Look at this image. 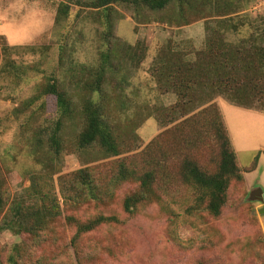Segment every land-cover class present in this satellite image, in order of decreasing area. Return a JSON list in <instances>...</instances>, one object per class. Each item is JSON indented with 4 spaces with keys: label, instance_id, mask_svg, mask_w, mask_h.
<instances>
[{
    "label": "rangeland",
    "instance_id": "1",
    "mask_svg": "<svg viewBox=\"0 0 264 264\" xmlns=\"http://www.w3.org/2000/svg\"><path fill=\"white\" fill-rule=\"evenodd\" d=\"M66 1L0 0L1 207L5 211L25 198L32 184L36 190H50L49 197H56L62 206L58 177L84 168L109 193L103 204L88 202L77 210L63 207L60 218L34 242L24 264L36 260L55 264H264V234L255 225L256 196L244 184H232L220 217L202 211L186 215L192 191L179 174L184 159L213 171L215 141L208 125L197 118L204 102L233 101L240 108L264 113V60L252 57L263 67L251 76L254 90L248 88L249 81L240 84L248 74L239 72L236 85L224 95H205L204 88L188 91L190 105L178 102L166 78L155 72L159 58L165 64L206 60L202 53L212 37L226 45L224 50L239 49L244 59L264 48V0H186L182 15L191 22L187 26L180 24L175 2L159 12L114 4L107 43L101 11L73 0L67 3L66 16L56 15L59 3ZM108 51L112 54L101 95L82 89L92 82L90 72ZM49 83H57L76 110L89 97L101 103L104 118L118 137L117 156H106L96 147L75 153L72 144L82 129L77 116L63 125L59 136L65 151L56 160L47 144L57 118L56 101L42 93ZM31 99L35 102L30 103ZM240 162L247 166L250 158L240 155ZM120 165L138 174L154 169L160 177L153 185L159 203L142 205L132 216L125 214L122 202L138 190V183H112ZM257 178H247V186ZM98 215L115 216L120 223L103 225L85 235L78 263L69 246L73 232L64 218L73 216L85 222ZM18 243L31 245L25 235L0 233V264H11L10 248Z\"/></svg>",
    "mask_w": 264,
    "mask_h": 264
},
{
    "label": "trees",
    "instance_id": "2",
    "mask_svg": "<svg viewBox=\"0 0 264 264\" xmlns=\"http://www.w3.org/2000/svg\"><path fill=\"white\" fill-rule=\"evenodd\" d=\"M73 0L59 3L56 15L66 16L68 14V4ZM77 5H85L89 9L97 12L101 11L105 16V20H100L101 24H105V43L110 35L109 12L114 4H127L132 9H146L150 12H159L164 10L169 4L175 2L178 5L180 13V24L187 26L189 23L182 15L186 0H74ZM102 19V18H101ZM214 33H217L214 31ZM216 39V40H215ZM212 37L208 41L202 56L206 60L198 58L195 62H181L176 60L170 64H165L161 58L157 61L159 67L155 68V72L159 77H165L167 86L178 98V102L190 105L192 99L187 98V92L195 88L198 90L204 88L205 95H224L231 92L236 85L235 81L238 77L236 74L242 72L248 74L243 77L242 83L249 81V89H255L253 78L257 71L262 70V63H256L252 59L254 57L264 60V48H257L254 54L244 59L240 57L239 49L224 50L226 46ZM8 45V44H7ZM221 45V46H220ZM110 47V46H109ZM108 47V48H109ZM3 49L6 47L2 46ZM110 49V48H109ZM112 51L103 53L100 57V65L98 68L90 72L92 77L91 83L82 85V89L88 92L101 95V86L104 77L109 69L106 68L109 60V54ZM253 57V58H252ZM170 61L168 56H163ZM237 64H236V63ZM258 64V65H257ZM258 66V67H257ZM43 95L52 96L56 101L57 118L55 120L54 129L49 135L47 144L49 149L59 160L61 154L65 151L62 138L59 136L62 132L63 125L66 122L74 120L77 116L82 122V129L75 137L72 147L75 153H85L93 147L99 148L106 156H117L119 154L120 144L118 137L113 128L105 120L103 107L98 100L92 97L82 100L79 110L75 109L73 101L69 96L59 88L57 83H49L42 89ZM203 96H201V100ZM34 99V98H33ZM31 99L29 102L34 103ZM37 99V98H36ZM206 101V100H204ZM203 102V101H202ZM231 102V101H230ZM233 105H236L231 102ZM239 104V103H238ZM236 105L240 107V105ZM203 109L198 113V121L203 125H208L211 135H213L215 146L217 148V159L213 163V171L202 168L191 159H184L180 165L179 174L183 184L192 191L191 204L185 207L184 213L188 215L191 212L202 211L212 218L220 217L222 209L227 204L228 190L232 184H244V171H242L236 160L235 152L232 148L227 129L225 127L219 107L215 102H204ZM243 108V106H241ZM244 109L251 110L245 107ZM193 119V116L187 120ZM185 120V121H187ZM183 127H192V124H180ZM187 145V141L181 138ZM150 142L146 149L151 147ZM160 179L154 169L138 174L134 170H128L123 165L117 168V172L112 178V183L134 180L138 183V190L124 198L122 202V210L127 215H135L137 209L142 205L151 203H159L160 198L155 195L153 185L157 184ZM51 184H43V187ZM32 186L27 190L28 194L22 200H18L5 211L1 207L2 197L0 196V233L4 231L11 232L16 236L25 235L31 245L14 244L10 248V256L8 260L11 264H24L31 256V252L35 247V243L40 238V234L49 230V225L56 222L57 218L62 215L63 207L68 210H77L79 206L90 202L94 204H103L104 199L108 196L109 190H103L93 179L92 174L87 168L74 171L69 174L61 175L57 179L58 195L60 201L56 197L50 198L47 193L36 190ZM51 187V186H50ZM51 189H54V187ZM32 195L37 196L34 200ZM4 211V212H3ZM3 213V215H2ZM73 232L69 246L73 249L76 262L79 263L81 254V243L83 237L92 233L103 225L119 224V220L115 216L98 215L88 221L80 222L73 216L64 218ZM255 225L259 230L257 220ZM260 231V230H259ZM37 247V246H36ZM80 253V254H79ZM52 261V260H51ZM32 264H55L53 262L46 263L36 260ZM56 264H64L58 262ZM66 264V263H65Z\"/></svg>",
    "mask_w": 264,
    "mask_h": 264
},
{
    "label": "crops",
    "instance_id": "3",
    "mask_svg": "<svg viewBox=\"0 0 264 264\" xmlns=\"http://www.w3.org/2000/svg\"><path fill=\"white\" fill-rule=\"evenodd\" d=\"M218 107L235 152L237 164L244 171L246 190L250 195L256 196L254 204L258 214L264 208L262 202L264 194V113L240 108L224 101H220ZM246 124H251V126H245ZM240 155L250 158L249 165L241 164ZM249 177L258 178L253 185L248 187L247 178ZM256 220L264 234V215H257Z\"/></svg>",
    "mask_w": 264,
    "mask_h": 264
},
{
    "label": "water",
    "instance_id": "4",
    "mask_svg": "<svg viewBox=\"0 0 264 264\" xmlns=\"http://www.w3.org/2000/svg\"><path fill=\"white\" fill-rule=\"evenodd\" d=\"M262 202L264 203V194L262 195ZM258 215H264V208L258 212Z\"/></svg>",
    "mask_w": 264,
    "mask_h": 264
},
{
    "label": "built area",
    "instance_id": "5",
    "mask_svg": "<svg viewBox=\"0 0 264 264\" xmlns=\"http://www.w3.org/2000/svg\"><path fill=\"white\" fill-rule=\"evenodd\" d=\"M261 6L259 5L258 7H256V11H258V9L260 8Z\"/></svg>",
    "mask_w": 264,
    "mask_h": 264
}]
</instances>
